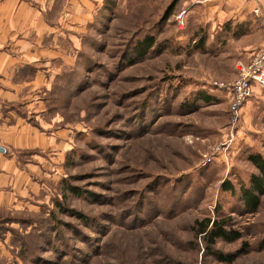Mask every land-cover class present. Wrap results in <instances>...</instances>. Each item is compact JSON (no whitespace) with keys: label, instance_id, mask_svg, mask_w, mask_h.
I'll return each mask as SVG.
<instances>
[{"label":"rangeland","instance_id":"1","mask_svg":"<svg viewBox=\"0 0 264 264\" xmlns=\"http://www.w3.org/2000/svg\"><path fill=\"white\" fill-rule=\"evenodd\" d=\"M170 2L102 0L72 36L70 64L55 62L39 92L54 145L24 152L47 163L37 159L41 189L22 212L20 264H264V194L255 212L239 198L257 173L247 155L264 156V88L231 127L229 96L213 84L235 78L237 60L264 30L216 26L203 0H178L162 20ZM145 36L154 43L140 56ZM205 217L226 218L240 233L211 247L224 255L243 248L233 262L207 253L195 233Z\"/></svg>","mask_w":264,"mask_h":264},{"label":"crops","instance_id":"2","mask_svg":"<svg viewBox=\"0 0 264 264\" xmlns=\"http://www.w3.org/2000/svg\"><path fill=\"white\" fill-rule=\"evenodd\" d=\"M203 1L212 3L206 15L216 26L234 21L264 30V0ZM100 3L102 0H0V215L13 216L10 226L14 228L18 227L16 218L34 207L38 198L41 162L37 159L47 163L40 155L25 159L24 152L43 153L54 145L55 136L47 132L40 117V89H48L56 61L70 64L71 38L84 33ZM263 42L245 48L254 51ZM10 238V233L0 237V264H20L11 251Z\"/></svg>","mask_w":264,"mask_h":264},{"label":"trees","instance_id":"3","mask_svg":"<svg viewBox=\"0 0 264 264\" xmlns=\"http://www.w3.org/2000/svg\"><path fill=\"white\" fill-rule=\"evenodd\" d=\"M178 0H171V2L165 8L162 20H165L172 13ZM200 43L203 42V39H199ZM154 43V38L152 36H145L141 40L137 41L135 45V51L138 55H144ZM203 102H210L212 98L205 94H200L198 96ZM264 147V142H263ZM248 161L254 166L257 173L252 174L249 179V186L243 184L239 187V198L241 199L243 206L246 210L255 212L258 208L260 197L264 194V156L258 153H250L247 155ZM223 190L229 191L231 194L235 195L234 186L228 181H223L221 184ZM72 193H79L74 191V188H70ZM60 206V205H59ZM62 208V206H60ZM74 212L73 210H71ZM75 215L79 216L78 213ZM14 222L13 216H2L0 215V237H3L6 233L11 234L10 245L13 256L21 258L23 256V247H24V238H23V217L16 218L17 228H14L11 223ZM9 224V225H8ZM31 226H36L34 222L30 223ZM195 233L202 237L203 243L207 253H210L217 261L231 263L235 260L242 249H239L238 252L232 254H221L215 250H212L211 247L215 244L217 240L232 242L240 239L241 235L238 231L230 229L227 227L228 219L226 218H208L205 217L202 220L195 221ZM264 247V239L261 243V248ZM23 260V259H22Z\"/></svg>","mask_w":264,"mask_h":264},{"label":"built area","instance_id":"4","mask_svg":"<svg viewBox=\"0 0 264 264\" xmlns=\"http://www.w3.org/2000/svg\"><path fill=\"white\" fill-rule=\"evenodd\" d=\"M258 13L257 9L253 11ZM235 78L227 82H214L219 89L229 96V124L238 123L243 106L252 96L255 89L264 88V42L245 58L237 60L235 64ZM227 147L229 144H226ZM218 148H215L217 150ZM215 152V151H214ZM218 154V153H217ZM206 162L214 160V155L204 156Z\"/></svg>","mask_w":264,"mask_h":264}]
</instances>
